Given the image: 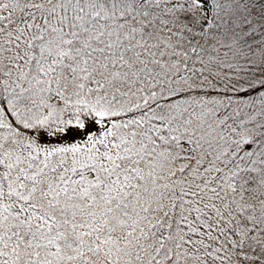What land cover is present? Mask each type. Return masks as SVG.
Here are the masks:
<instances>
[{"label":"snow or ice","instance_id":"snow-or-ice-1","mask_svg":"<svg viewBox=\"0 0 264 264\" xmlns=\"http://www.w3.org/2000/svg\"><path fill=\"white\" fill-rule=\"evenodd\" d=\"M0 264H264V0H0Z\"/></svg>","mask_w":264,"mask_h":264}]
</instances>
